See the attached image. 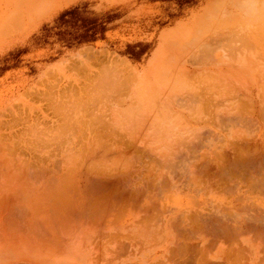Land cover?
I'll return each mask as SVG.
<instances>
[{
  "label": "crops",
  "instance_id": "crops-1",
  "mask_svg": "<svg viewBox=\"0 0 264 264\" xmlns=\"http://www.w3.org/2000/svg\"><path fill=\"white\" fill-rule=\"evenodd\" d=\"M45 1L47 2V4ZM79 1L80 0H59L58 4L55 5L52 8V10L54 12V11H57L59 9L60 10H66V9L74 8L76 6L77 2H79ZM210 2H212V3L210 4ZM222 2H223L222 0L221 1L220 0H206L203 3V5L201 6V8L197 12H194V14L191 18H188L185 22H182V23L177 22L175 25H173L169 28V30L172 31L175 28L181 26L180 29L177 30V32H176L177 37L181 36L185 29L192 27V26H201L202 33H201V36L199 38L192 41L189 49H187V51L184 53V55L180 56L179 54H176V56L182 58L183 61H180L174 67L169 66L166 68L162 65V61H161L159 68L153 69L154 76L158 73L162 74V78L158 79V83L159 82L161 84L163 82L165 84L168 83L170 87L167 91L164 90L166 92V98L158 100L155 103L156 106L154 107L155 108V113H154V117H155L154 123L155 124H154V126L156 127L155 128L156 132L152 131V133H154L153 144L154 143L156 144L154 147L155 152H159L160 154L170 155V156H172L173 154L178 155L179 153H181V154L185 153L184 154L185 157L183 158V164L185 167L186 166H192L195 164L204 165L206 162H207V164L215 162V163H213L214 165H216L217 163H218L217 165L223 164L222 166L224 168L222 169L223 173L221 174V176L220 175H219L220 177L214 176L215 179H212V176L209 175L210 172L203 170L201 173L206 172V173L202 174L204 177H202V175L200 173V175L198 177H193L192 180H190V178H189L192 175H189V174H186V176L184 178H175L174 180L177 179L175 181V183L177 184V188H178L176 193L170 192L168 190H167L168 192H166V191H164L165 189L163 190V188H161V187L160 188H161L162 192L160 191V189L155 190L153 198H154V200L156 199L155 201L158 203H156L155 201H153V202H155L158 205V207L154 203L155 206L153 207V209H154L153 210V216H155V213H156L157 218H156V216H155L156 219L154 218L155 219L154 224L155 223L156 224H155V227L153 224L152 227H148V229L146 230V231H149L148 234L152 233V235H150V236L144 235L147 232L144 230V227L143 228L141 227V242H142L141 243V257H137L138 254H136V253L133 254L129 250V242H128V246L126 244L128 240L126 241V243L124 242V240L129 239V237H127V236H129L130 233H134V232H131V229H129V228H118V227H115L113 225V220H112V219H114L113 218L114 217L113 211L111 209L103 206L104 202L103 201L101 202L99 200V198H101L103 196H101V195L97 196V194L91 195L90 193H89L90 195L89 194L85 195V193H83L82 196H84L86 198H90L92 200L94 199L93 201H95V203L96 202L101 203V207H100V204L96 203L97 205H95V208L93 209V211L90 210L92 212H94V210H95V212H94L95 214L91 212V214H93V215H91V214L87 215V213H86V215H85L86 217L85 216H82V217L78 216L79 217L78 218L77 215L71 216V214H69V212H67V209H64L66 214H64L65 212L63 209H62L63 211L61 209H60V211L55 209L56 210V212H55V210L54 209L52 210V208L50 207L51 210H48L49 209L48 206L51 204V200L49 199L51 196L49 194V191L47 190L49 188L45 186L44 181L42 183H40L41 181L39 182L38 180H37V182H39L40 185H38V187H34L36 179L31 178V179L26 181V182H28V184H26V186H28L29 189H31L32 191H35V193L33 196H31L27 200L28 207L25 205L26 210H24V211L20 210V212H22V213L18 212L19 210H16L19 214L16 213V211L14 210L15 215L14 216L12 215L13 218L15 219L16 214H18L16 216V220L20 219L21 222L19 220H17L16 221V222H18L17 225L21 224L22 220H23V225L25 227L23 226L24 227L23 228L22 225L17 226L18 228L16 227L17 229L14 230V232L12 234L15 236V237L14 236L13 237L16 240H14L12 238L11 244H9L8 246H1L0 247V264H10V263H12V264H26L29 262H31L32 264H92V263L95 264L97 261H98L97 264H108V263L109 264H129L130 261H131L130 263H132V262L140 263L141 262V264H157L158 261H160L161 264H178V262H180L182 264H184V263L185 264H194L195 262L202 263V264H206V263L207 264H216L217 262H218V264L219 263L222 264V262H224V264H228L226 261L227 259L234 260L233 264H236V263L240 264L239 259L241 258L242 254L240 256L239 253H242V252L240 251V249H237V248L239 246H241L240 248H245V249H250V250L255 249L256 241H252V240H254V238H251L252 237L251 235H253L254 232L255 233L257 232V230L255 228L257 226H255V225L257 224L258 219L264 218V215L260 214L259 208H258L257 204L255 203V201L256 202L257 201H263L264 202V195H263L264 192L260 191V190H264L263 189L264 183L260 184L258 178L252 176V174H251L252 171H250V170H252V157H250V156H251V153H253V150L255 149L252 146H256V144L263 145L261 143H264V139H263V137H264V133H263L264 132V124H263L264 123V119H263L264 117L263 116L264 115L262 116L263 113H260L261 116L263 117L260 119L261 116L259 114V112H263V108H264V0H258L257 1V3L255 4V6L253 8V17H251L249 19H245V20L244 19H235V20H231V21H227V22L223 21L221 23L215 24L214 22H209L208 19H206L205 22L203 19H201V21H200L195 16L198 12H200L203 9V6L207 7L208 9L225 8L223 5H220V4H222ZM25 3H26V5H24ZM49 3H50V0H43V2H42V0H0V26L13 25V26L34 27L31 30H35V28H37L39 26H44L46 23L49 22V19H50ZM18 9H20L21 11L18 12L19 11ZM22 34H25V33L23 32ZM229 36H231V38H233V40L236 39V41H238L240 39V43L237 44V43H235V41H233L234 44L231 46L228 45V47H227V45L225 46V44L220 43L223 39H225ZM17 39H15V40H17ZM216 42L218 43L217 44L218 46L210 49V47H212V45L215 44ZM159 49H160V53H162L161 52V39H160ZM189 62H191V65ZM190 66H194V68H192V67L189 68ZM175 75H176V77H175ZM181 80H183V81H181ZM172 82H173V84H172ZM199 85H201V88L202 87H205V88H202L200 90ZM202 94L203 95L206 94L204 96L206 98L209 95H211L210 97L212 99L210 100V102L213 104V108L211 107V105L208 108H212L211 112L215 116L211 115V112L209 111L210 109L207 110L208 108H204L202 106L203 104H208V103L210 104V102L203 103L202 100H205L206 98L204 99ZM201 95H202V97H201ZM236 95L238 96V99H237ZM192 96H193V98L196 97L194 100L195 102H193V99H191ZM208 98L206 101H208ZM200 99H202L201 100L202 104L199 101ZM240 99L242 101L247 100V102H246L247 106H245V109H247L248 114L251 113L252 115L251 114L248 115L246 113V111H244L243 114L241 113V111L244 110L243 109V107H244L243 103L245 101L244 102L241 101L243 104L242 105L243 107L242 106L240 107V105L238 106ZM215 100H218L216 105H214ZM174 102H178V103L174 104ZM220 102H221V104H220ZM249 104L251 105V107H249ZM201 106H202V108H201ZM238 107H239V110H241L240 113L242 115H240V113H238L239 110H237L238 114H236L235 110L238 109ZM246 107H248V108H246ZM240 108H242V109H240ZM258 108H260L259 111H258ZM203 109H206L207 112L209 111L210 114L209 113L204 114L205 112L202 113L201 110H203ZM218 112L219 113H225L227 117L229 115L231 117L234 116L233 118L237 119L239 122L236 123L237 121L232 119V123L234 125H236L237 129L239 126V131L235 132L237 129L234 127V125L231 124V120L228 121L229 119H231V117L227 118L225 116V114H222V116L217 115V114H219ZM208 114L211 115L210 117L208 116L209 119L206 116ZM235 114L237 116L239 115L238 118L240 117L242 120L240 118L238 119ZM257 114H258L259 119L256 117ZM137 116H140V115H137ZM142 116H144V117L141 120H143L144 123H147L148 124L147 127H149L150 126L149 123L151 120L150 116L148 114H141V117ZM212 116H214L213 117L214 122H216V123H219L222 120L221 117L226 118V119L222 120L223 124L220 122L221 125H219L217 127H216V124L214 126H211V127L210 126L206 127L204 120L206 119V121L209 122L210 119L212 120ZM243 117H246V118L243 119ZM96 118L93 119V121L98 119V118L97 119ZM248 118H250V119H248ZM252 118H253V121L251 122ZM217 119L220 121H217ZM225 120L231 126L225 125V124H227V122ZM240 120L242 121V123ZM244 120L248 121V123L246 122L247 124H245ZM200 121H201V124H200ZM250 123H252L254 125H250ZM241 124L245 125V128L243 127L244 129L242 128L243 125H241ZM224 125H225L226 129H225ZM247 125H249L248 126L249 128L247 127ZM232 126L234 127V129ZM218 127H220V128H218ZM203 128L204 129L206 128L207 131L208 130L212 131V133L209 134L210 136L206 133L204 134ZM246 128H248V129H246ZM230 129H232V130H230ZM170 130H171V132H169ZM233 130H235V131H233ZM251 130H253V131H251ZM201 131H202V133H201L202 137H201V135H199ZM197 133H199V134L197 135ZM205 135H207V136H205ZM196 136L197 137L200 136V137L197 139ZM241 136H243L245 138L244 139H243V137L240 138ZM233 137H234V140H237L241 143L239 144V142H238V144L236 146L237 141L234 142ZM242 139L244 140L243 143H247V145L244 144V145H242V147H239V146H241V144H243ZM245 139H246V142H245ZM196 140H199V142ZM218 140L219 141L223 140V142L220 141L221 142L220 143ZM181 142L182 143L184 142L182 144L183 147L181 146ZM186 142H187V145L190 147L185 145ZM195 142H197L198 145ZM229 142L230 143L234 142V144H230ZM255 142H257V143H255ZM253 143H255V144H253ZM193 144H195V145L193 146ZM251 144H252V146H251ZM191 145H192V148H191ZM204 145H205V147H203ZM218 145H219V147H218ZM230 145L231 146L234 145V147L235 146L236 147L233 148V146H232V149H231ZM259 145H257L256 147H258ZM134 146H135V144H134ZM195 146H196V148H195ZM199 146H200V148H199ZM250 146L252 148H248ZM179 147L182 148L181 149L182 152L179 151L176 153V149L180 150ZM187 147H188V149L191 148L192 150H194V149L195 150L194 151L191 150L192 151V153H191L190 150H189L190 152L188 151ZM237 147H238V149L241 148L242 150L240 149L241 150L240 151V150L236 149ZM228 148H229V150H227ZM185 149H187V150H185ZM200 149H202V150H200ZM212 150L214 151L213 153H212ZM224 150H225V152H224ZM235 150H237V151H235ZM249 150H251V151H249ZM93 151L94 150L92 149L91 153H95V160H93V161H97L99 157L103 156L98 152V150H95V152H93ZM244 151L247 153H245ZM188 152L191 153L190 155L192 157L189 155ZM227 152H229V153H227ZM233 152L236 154H233ZM238 152H240V153L242 152V153L239 154ZM193 153H198L199 156H198V154H193ZM205 153L208 154L209 156L204 155ZM237 153L240 155V157H237V156H239ZM97 154H98V156H97ZM200 154L201 155L203 154L202 157ZM220 154L222 156H220ZM223 154H225V155L223 156ZM227 154H229V156ZM218 155L220 156V158L217 157ZM187 156H189V157H187ZM214 156H216V157H214ZM247 156H248V158H247ZM225 157H227V159H225ZM185 158H189V159L186 160ZM205 158L208 160L206 161ZM235 158L238 161V163H235V162L233 163V160L235 161ZM196 159H198L197 162H196ZM204 159L206 162L204 161ZM228 159L229 160L231 159L230 160L231 163ZM238 159H240V160H238ZM248 160H250V161L247 162ZM173 161H174V158L173 159L171 158V160L169 161L171 163V165L173 164ZM200 162H203V163L200 164ZM221 162H223V163H221ZM225 162H226V164L228 162V164L230 165L229 167L232 168V170L229 167H227L228 164L227 165L224 164ZM244 162H246L245 165L247 164L246 165L247 167L242 166L244 164ZM95 163H93V164H95ZM102 163L103 162H101L100 164H102ZM207 164H205V165H207ZM176 165H178V164H176ZM232 165H233V167H232ZM93 166H95V167H93ZM91 167H93V171H96V172H97V170L99 171L102 168V166L99 165V163H96L95 165H91ZM227 168L229 170H227ZM245 168H246V170H245ZM247 168H249V169H247ZM240 170H242L243 172ZM237 171H239V172H237ZM247 171H249L250 173ZM225 173L227 174V176ZM234 173H236L237 175H234ZM229 174H231V175H229ZM239 174L241 175V177H239L240 176ZM248 174H249L250 178L247 177ZM231 176L232 177L235 176V177L232 178ZM217 177L220 180H222V178L224 179L222 181L223 182L222 186H219L221 184V181L216 179ZM226 177H228V178L226 179ZM230 177H231V179L229 180ZM235 178L237 180L240 179L241 181L236 182L237 180ZM200 179H201V181H199ZM249 179H250V181H248ZM215 180H217V182L218 181H220V182L217 183ZM231 180H232V182H230ZM252 180H254V181L257 180V182L259 184H257V182H256L255 184H252V186H254V187L256 186L257 189L259 188L260 192H258L257 189H256V191H254L255 188L251 187ZM225 181H226V184H228L227 187H225L226 186ZM234 181L236 182V186H234L235 185ZM196 182H198V183H196ZM212 182H214V184ZM249 182H251V183H249ZM216 183H217V185L218 184L219 185L218 186L215 185ZM73 184L76 186L77 185L76 181L74 183H71V185H73ZM196 184L197 185L199 184L198 187H196L197 186ZM247 184H248V186H247ZM229 186H232V187H229ZM205 187H207L208 189ZM216 187H218V188H216ZM242 187H244V188H242ZM248 187H250L251 189ZM182 188H183V190H182ZM213 188L215 190H211ZM249 189H250V191H248ZM63 190H64V188H63ZM205 191H207V192L205 193ZM221 191L223 192V194ZM224 191H226V192H224ZM251 191H253V193ZM46 192H48V193H46ZM156 192L158 193L157 196H155ZM163 192L165 193V195L163 194ZM246 192H249V193H246ZM254 192H258L259 194L254 193ZM39 193L42 194L41 197H39L40 196ZM64 193H65V191H64ZM195 194L197 195V198H196ZM204 194H206V195H204ZM252 194L253 195L255 194V195L253 196ZM46 195H48V196H46ZM75 195L74 194L68 195L69 200H71L70 203L71 202L76 203L78 198ZM82 196H79V197L81 198ZM164 196H165V198H164ZM167 196H169V197H167ZM189 196L192 199L195 197L196 200L194 198L192 200V203H190L191 199ZM226 196H227V199H226ZM228 196H230V197H228ZM237 196L239 197V199L243 203H238V202H240V200L238 198H237L238 202H236L237 200L234 201V199H236L234 197H237ZM250 196H252L253 198L254 197L256 198L257 196H259V197H257V199L258 198H260V199H258V200H256L255 198L252 199V197H250ZM19 197L21 199L23 198V202H25V204H26V199L24 198V195H19ZM46 197H48V198H46ZM156 197H158L159 199ZM43 198H45V199L43 200ZM95 198H96V200H95ZM160 198H161V201H160ZM157 199H158V201H157ZM231 199H233V200H231ZM48 200L50 203L48 202ZM193 201L196 204L200 203V201H202V202H201V205H199V204L195 205L193 203ZM162 204H163V206H162ZM207 205L209 207H207ZM221 205H222V208H221ZM238 205H239V207H238ZM240 205H242V206H240ZM250 205H251V207H250ZM213 206H215V207L213 208ZM246 206H248L249 209ZM155 207H157V210L160 213L155 212V210H156ZM36 208H37L38 214H37ZM204 208H206L207 210H205ZM220 208L223 210L222 213H221ZM225 208H226V210H225ZM244 208L247 209L246 211L248 212L247 213L248 216L245 214L246 212L243 211ZM96 209H97V211H96ZM194 209L196 210L195 213H194V211H195ZM240 209L242 212L240 211ZM162 210L164 211V213H162ZM190 210H191V212L194 213V214L192 213L193 215H198L201 217L203 216V219L206 218V219H204L205 223H206L207 219H209L208 221H210V222L207 221L206 224L202 223L203 227H204V230H203L204 232L201 233V238L203 240V244H201L198 247L201 249H197L196 251H194V249L192 247H188V246L182 247V248L180 247V249H179V247L175 248V244L178 245L177 240L179 238L178 237L179 232L175 231L178 234V235H176V233L173 231L177 230L176 229L177 227L172 228V227H174L172 225V227L169 229L164 225L166 218L170 217V216L175 215L174 221H175L176 226H177V224L179 225L182 223V220H179L182 218V215H183V218L186 217L187 215H190L187 217L192 218L193 215L191 214ZM227 210H229L231 213L228 211L229 215L227 214V216H226L224 213H226ZM249 210H251V211L253 210V211L251 212ZM14 211L11 210L9 212L13 213ZM48 211L50 212V215H49ZM51 212L52 213L54 212L56 214V216H54L55 215L54 213H53L54 215L52 214V216H51ZM199 212H200V214H199ZM24 213L26 215L27 214L28 215L26 216ZM60 214H61V216H60ZM104 214H105V216H104ZM201 214H203V215H201ZM209 214H210V216H209ZM160 215H161V217H159ZM213 215H215L216 217L217 216L219 217V218L217 217L218 221L217 220L215 221L216 217ZM256 215H259L260 217L256 216ZM31 216H32V218H31ZM53 216H54V218L57 217L58 219L62 218V219H60L61 221H63V217H64L65 218V221L63 222L64 224L63 223L61 224L60 223L61 221L58 219H56V220L60 221V222H57L55 220L56 221V224H55L54 218H52V219L49 218V217H53ZM66 216H67V219H69V222L71 221L70 223L67 222L68 220L66 219ZM73 217L76 219H74ZM176 217H177V219H178L177 221H179V223L178 222L176 223ZM250 217H251V219L249 221ZM22 218H24V219H22ZM82 218H83L84 224H82L83 223ZM252 218H254L255 221ZM32 219L34 221L36 220L40 224L36 223V221L35 222L32 221ZM157 219H158V221H157ZM256 219H257V221H256ZM213 220H214V222L212 223L211 221H213ZM230 220H231V222H230ZM53 221H54V223H53ZM219 221L221 222V224ZM236 221L240 224H238ZM33 222H34V224H33ZM43 222H44V224H43ZM50 222H52V223H50ZM96 222L97 223L101 222L102 224L100 223L98 225ZM251 222H253L254 225L253 224L250 225L249 223H251ZM35 223H36V225H35ZM57 223L58 224L60 223L61 226H64V227H61L60 225L59 226L61 228L58 227ZM65 223H66V227H65ZM214 223H216V224H214ZM246 223H248V225ZM160 224H161V226H160ZM32 225H33V227L34 226H36V227L33 228ZM37 225H38V228H37ZM40 225L44 231L42 230V228L39 227ZM88 225H90V226H88ZM204 225L205 226L208 225V226L205 227ZM223 225L225 228H222ZM245 225H246V228H245ZM28 226L29 227L31 226V228H29ZM209 226L211 228H213L214 231H213V229L209 228ZM57 227L60 229H58ZM217 227H221V228L217 229ZM234 227H236L237 229L239 228V229L236 230V228H234ZM247 227H249V228H247ZM26 228H28L27 229L28 231L29 230L31 231L30 232L31 237L37 236L36 238H38V237L42 236V238H39L38 240L35 241L34 239H36V238L32 237V240H30V242H33V243H30L28 241V239H29L28 236H30V233L26 230ZM146 228L147 227H145V229ZM229 228H231V229L233 228L232 231L234 232V230H235V232L234 233L231 232L230 231L231 229H229ZM251 228H252V230H251ZM172 229H174V230H172ZM23 230H25L26 232ZM33 230H35L36 232ZM57 230H58V234L55 233V232H57ZM215 230H217V232ZM143 231H144V233H143ZM249 231H250V233L252 232V234H250ZM45 232L47 234H45ZM114 232H115L116 236H117L116 233L120 234L121 236L123 235L122 237H125L124 235H127L126 236L127 238L125 237L124 239L119 238V237L116 238V236L114 237V235L113 236L111 235L112 239L116 238V240H118L117 241L118 243L115 242L116 244L123 243V245H122L123 248H122V246L120 247V245H118L119 247H117L115 245V243H113L114 241H116L115 239H114V241L109 240L110 236L109 237L106 236V234L109 235V234H112ZM189 232L190 233L187 232V235L189 234L188 235L189 237L190 236H192V237L198 236L196 233L194 235L193 230H190ZM225 232H228V233H225ZM26 233L29 235L27 236ZM34 233H35V235H34ZM39 233H41V235ZM97 233H98V236H96ZM59 234H60L61 239H59L60 238ZM234 234H235V238H234ZM104 235L107 238H105V239L101 238V240H100L99 237L102 236L104 238L105 237ZM26 236L28 237V239ZM152 236L155 239L152 240V238H150ZM211 237L212 238L214 237V238L210 239ZM221 237H223V239ZM236 237L238 239H236ZM229 238H230V240H229ZM233 238H234V240H233ZM106 239H108L110 241V244L108 243L109 241L107 242L108 245L112 244L111 247L109 246L110 248L107 247V244H106L107 240ZM235 239H236V241H235ZM92 240H93V242H91ZM103 240H105V241H103ZM216 240H218V241H216ZM46 241H50V242H48L50 244H48ZM96 241H99V243ZM152 241L153 242L155 241V243L153 244ZM208 241L210 242V244ZM103 242H104V244H103ZM235 242H238L239 246L237 245L238 243H235ZM44 243H46V244H44ZM91 243H92V245H90ZM230 243L232 246L230 245ZM95 244H97L98 247L97 246L95 247L94 246ZM124 244L127 247V249H125L126 247L124 246ZM211 244H214V245H211ZM227 244H229V246ZM180 245H182V244H179L178 246H180ZM52 246H54V247L56 246L55 248H57V249H54V247H52ZM114 246H115V248L117 247V249H115ZM209 246H212V247H209ZM230 246H231V249H229ZM94 247H95V249L97 248L98 250L97 249L94 250ZM155 247H157V248H155ZM118 248H119V250H122V249L125 250L124 254L122 253V252H124V250L121 251V253H122L121 257H118V255L113 252V250L117 251ZM177 248H178V250H177ZM186 248H188V249L186 250ZM213 248H215V249H213ZM155 249H160L161 251H163V254H160L158 252H154ZM169 249H174V253L177 251H178V253L172 254V256L170 258L171 260H169V261L167 260V263H164L163 260L169 259L168 256H169V254H171V253H169ZM182 249H183V251H182ZM225 249H226V252L228 251L227 252L228 254L224 253ZM210 250H212V251H210ZM193 251H194V253H193ZM201 251L206 252V254L205 253L203 254V252H201ZM234 251H237L238 254H237V252H234ZM111 252H113V253H111ZM170 252H171V250H170ZM172 253H173V251H172ZM184 253H185V255H183ZM198 253H200V254H198ZM229 253L230 254L234 253L235 256L231 254V256L233 257V258H231L229 256L230 255ZM110 254H112V256ZM114 254L117 255V257H115L112 260L111 257H114ZM119 254H120V252H119ZM176 254L181 255V257L176 255ZM202 254H203V256H201ZM224 254H225V257H224ZM108 255L111 256L110 257L111 261H108V263H107V260H108L107 258L109 257ZM175 255H176V258H175ZM95 256L98 257V258L96 257V261L94 260ZM177 256H178V259H177ZM195 256H197V257H195ZM199 256L201 257V260H200ZM227 256H228V258H227ZM237 256H238V258H237ZM179 257H180V261H179ZM203 257L204 258L206 257V258L203 260ZM91 258H93V259L91 260ZM186 258L189 261L185 260ZM195 258H197V259H195ZM101 259H102V261H100ZM175 259L178 260V262ZM183 259L185 261H183ZM237 259H238V261H237ZM204 261L205 262L207 261V262L205 263ZM104 262H106V263H104ZM160 262H158V263H160ZM190 262H194V263H190Z\"/></svg>",
  "mask_w": 264,
  "mask_h": 264
},
{
  "label": "rangeland",
  "instance_id": "rangeland-1",
  "mask_svg": "<svg viewBox=\"0 0 264 264\" xmlns=\"http://www.w3.org/2000/svg\"><path fill=\"white\" fill-rule=\"evenodd\" d=\"M56 1L57 0H50L49 3L50 19L49 22L46 23L44 26H39L35 28V30H31L34 27L13 26V25L0 26V120L2 121V122L0 121V124H3L4 126V122H5V126H6L7 122L9 123L10 120L11 123L13 124L11 126H14L12 129V131H14L13 133L14 135L15 134L18 135L20 133L22 134V132H24L23 134H26L24 129L25 130L27 129L26 132H28L26 136L20 137L19 138L20 140H17L15 138L14 140H10L9 144L10 146L15 147V149L18 148L24 149L26 147L24 146L25 138L26 140L35 138L37 142L41 140V143H43L46 138L47 139L50 138L48 136H52L51 138L53 142H51V138H50V141L48 140V142H44L46 144L43 143L44 146H47V149L44 146L43 149L41 147V145L43 144L40 145V142L38 143L36 142L37 147L34 148V154L36 156L35 155L32 156L33 157L35 156L37 158H39L38 156H40L46 165H53L54 163L55 165H58L59 162H62V165H66V167L72 168V171L76 173V176L79 173V169H78L79 167L84 165H85L84 167H88L90 166L89 164L93 163L92 160L95 159V153L91 154L90 151L92 149L94 150L96 149L98 150V152H100L103 155L102 157H99L97 160L99 161L98 162L99 165L103 160V164L101 165L105 164L106 166L109 165L111 167H117L119 171L123 172L124 175L123 181L129 182L130 180V184L128 182L126 183L122 182L124 183L123 184L124 189H126V191L129 192V194L131 193L130 196L128 195L129 201L127 202V206L125 208L128 210L130 209L134 210L136 206L141 207V204H143L144 200H146V207L151 212L152 211L151 208L154 207L153 206L154 202H152L153 200L149 201L148 197H150L151 193L154 192L153 187H156V189H158L159 182L163 183L164 180L165 181L167 180L169 182V179L159 178L158 173L160 172L159 171L160 169L155 168L151 170V172L153 171V173L151 172L150 173L153 176L155 175L154 177L148 172L150 171V167L151 168L155 167L149 164L150 159L149 162L147 161L148 160L147 157H149L148 155H150L151 153L152 165L153 163H155L153 161H156L158 159H160L158 161L161 163V165H167L168 163H169L168 165H171V163L169 162L170 159L178 158L177 160L174 159L173 161L174 165H172V168L177 171L175 172L172 169L173 171H170L171 174H169V177L173 175L172 173H174L173 175L174 178H177L178 176H180L181 178V176L183 175L185 177L186 167H184V165L183 167L181 166V164H183L182 163L183 160L181 159L184 158L183 157L184 155L181 156L182 154L180 153L178 155L173 154L172 156H170V155L160 154L159 152H155L154 147L156 144L155 143L153 144V136H151L152 131L147 127L148 124L144 123V121L141 120L144 116L141 117L137 115H141L140 111L142 110L144 114H148L150 116V119H153L155 109L152 106L153 101L152 100L150 101V99L155 97L157 98V100H159V98L163 97L164 90H161V85H163L164 82L162 84L160 82L158 83V79L162 78V74L158 73L154 76L153 69L159 68L161 61H162V65L165 68L169 66L174 67L180 61H183V59L177 57L176 54H179L180 56L184 55L187 49H189L192 41L199 38L202 33L201 26H192L185 29L183 31V34L177 37L176 32L177 30L180 29L181 26L175 28L172 31H170L169 28L175 25L177 22L182 23L185 22L188 18H191L194 12H197L206 0H80L79 2H77L74 8H70L66 10L59 9L53 12L52 8L58 4L59 0L57 2ZM222 1L223 2L220 5H223L225 8L208 9L207 7L203 6V9L200 12H198L195 16L200 21L201 19H203L205 22L206 19H208L209 22H214L215 24L221 23L223 21L227 22L235 19H246L245 17L249 19L253 17V8L258 0H222ZM211 3L212 2H210V4ZM24 5H26V3ZM18 10H19L18 12L21 11L20 9ZM23 32L25 34H22ZM160 39H161L162 53H160V49H159ZM233 41H235V43L237 44L240 43V39L236 41V39L233 40L231 36L223 39L220 43L225 44V46L227 45L228 47V45L231 46L234 44ZM217 44H218L217 42L213 44L212 47H210V49L218 46ZM189 63L191 65V62ZM194 66H190L189 68L191 67L194 68ZM103 76H105L106 78H103ZM97 77H100L98 78L99 81H97L98 80ZM104 79L106 81V85H104L105 84L104 83L105 81L103 82ZM129 79L130 81L131 80L132 81L130 82ZM109 81L111 82L109 83ZM99 83H101V85L104 83L103 84L104 87L105 86L106 87L109 86V87L107 88L105 87L106 89H104L103 87L100 88ZM120 83L122 85H120ZM127 83H131V85L130 84L128 85ZM93 86H97V89L96 87ZM120 86L123 88H121ZM199 86H200V90L202 88H205V87L201 88V85ZM91 87H93L92 90H90ZM138 87L140 88L141 91L138 90ZM150 87H152L153 89H151L148 92H143L149 89ZM87 89L88 92L86 93ZM102 89H104V91L106 90L108 91L104 92ZM168 89L169 88H166V91ZM70 90H72L73 92L72 91L70 92ZM93 90L96 91L93 92ZM97 90L98 92L99 91L100 92L97 93ZM67 91L69 92L64 93ZM40 93L43 96H40ZM44 95H46L47 97L46 96L44 97ZM104 95L106 96L104 97ZM63 96L66 99L63 98ZM73 96H76V100L75 98H73ZM110 96H113V98ZM42 97H44L43 98L44 100L47 98L48 100L42 101ZM58 97L64 103L67 102L65 103V105L68 104L67 108L65 106L64 110L61 111L62 113L65 111V109L66 112L67 109L69 112V108L71 109L70 106H73L74 104L76 105L78 104L79 106V103H81L80 105H82V102H84L83 105L85 109H83L84 112L82 113L83 118L80 113L83 110L82 109H80V111L78 110L80 106L78 107L75 105V108L77 107L76 109L73 108L74 106L72 107L73 110H75L76 112L77 118L75 117V114L73 115V117H75V120H79V123L81 121L78 128L74 127L79 124L77 123L78 121L77 122L75 121V125H72L73 123H71V121L74 122V119H72L71 121L65 119L68 123H70V125L69 124L67 125L66 121L64 120V118H69V119L73 118L71 117L73 114L71 110L69 112V115L71 116L67 115L68 113H66L65 115L67 116L64 117L63 119H60V117L62 118L64 116V114L61 115L62 113H60V111H58L60 114L59 118H58L59 114L56 113L57 116L55 115V112H57L55 111L56 109L54 110L55 111L54 112L50 106H51L52 98L53 100H57ZM91 97H93L92 101L90 100ZM82 98H84V100ZM111 98L115 102H117V100L120 101L121 99V102L123 103L119 105L118 104L119 101L118 103H115L112 101ZM49 99L51 102L49 101ZM72 100L74 104L72 103ZM68 102L71 103L70 106ZM177 103L178 102H174V104ZM83 105L80 108H83ZM107 105L110 108H106ZM91 106L94 108H91ZM139 108L140 110L137 111L140 112V114L139 113L137 114L136 113L137 111L135 110ZM97 109H99V112L102 110L101 113L97 112L98 111ZM85 111L87 113H85ZM89 112L90 113L94 112L93 113L94 117L92 114H89L88 116ZM84 113L87 114L85 115L86 117L84 116ZM97 115L98 118L100 117L99 120L92 121L93 119H95ZM79 116H81L82 120L79 118ZM110 116L111 119H113L111 120L113 122L108 121ZM19 117L21 121L19 120ZM25 118L26 119L33 118V119L32 121L30 120L27 123L22 124L23 121H26ZM56 118L60 119L58 121H60L61 124L63 121H65L64 126L63 124L62 125L59 124L58 121H57L58 122L57 125ZM88 118H90V120ZM11 119L12 120L18 119L20 121L19 123L20 125L15 126L16 121L13 120L15 121L13 122ZM43 120L45 121L44 123ZM205 121L206 119L204 120L206 127L208 126L211 127L214 126L215 124L213 122L210 123ZM11 123H9V125ZM42 124L47 127V130L45 129L46 128L45 126H42ZM47 124L50 125V128L49 125ZM51 124H53L54 126L53 125L51 126ZM3 126L2 129L0 130V135L2 133L5 137V134L7 136V133L9 131L5 129L6 127ZM61 127H63L62 130H60ZM65 127H68V130L72 127L76 128L74 131L76 132L79 131V133L77 134L78 139L76 138L74 140L76 134L73 135L71 130L66 131L67 128ZM142 127L144 128L142 129ZM48 128L49 130L52 131L50 132V134L48 132L49 131ZM106 128L107 130H105ZM22 129L23 131L19 133V131ZM43 130H44V134H43ZM40 131L43 134L42 136L41 134H39ZM58 131L59 133L61 131L60 135L62 139L59 137L60 135L58 136L57 134ZM116 133L119 135H117ZM54 134L55 135L57 134L58 137L54 136ZM34 136L36 137L39 136L40 138L39 137L37 138H39L40 140H38ZM53 137L54 138L57 137L56 139L57 142L54 140ZM63 139L65 140V142ZM71 140H73L74 142L72 145L68 143V141L70 142ZM15 141L16 144L18 143L17 144L18 146L16 144H15L16 146L13 145ZM119 141H121L122 143H120ZM118 142L120 146H118ZM48 143H50L51 146L47 145ZM114 143L119 147V149L117 146L114 145ZM122 144L125 147H122ZM134 144L135 147L138 145L137 150H135L137 147L135 148ZM140 145L142 146L141 148L139 147ZM263 145L262 146L260 145L262 148L260 146L259 147L261 148V150H263L262 152L264 153ZM147 147L149 148V152L147 151L148 150ZM65 149L69 150L70 152L60 155L59 151L61 150L63 151ZM179 149L181 150L182 148L179 147ZM36 150L41 152L38 153V151ZM35 151L37 153H35ZM55 154L57 156H55ZM155 154L156 155L159 154L158 156L160 157H155ZM48 155H50L51 157ZM152 155H154V157ZM45 157L47 159H45ZM115 157H117L118 160ZM164 157L165 160H162L164 159ZM154 158H156V160ZM41 159L39 158L40 160L39 165H45L43 164ZM115 159L117 161H115ZM56 160L57 162L58 161L59 162L57 163ZM143 161H145V163L148 164L147 168H146V164L144 165ZM158 161H156L157 165L155 163L156 166L160 164L158 163ZM163 162L164 163L166 162L167 164L166 163L164 164ZM262 162H263L262 165H264V159ZM74 163L76 165L78 163L79 166L78 165L76 166ZM135 167L138 169L136 170ZM131 168L132 169L135 168V169L132 170ZM69 170L71 171V169ZM155 170L156 172L158 171L157 174ZM67 172L68 169L66 170V172L63 171L62 173L66 174ZM168 172H169L168 169L163 170V173L165 175H167ZM175 173H178V175L177 174L175 175ZM128 174L130 175V177L127 176ZM142 175H146V177H143ZM148 175H150V177H148ZM135 177L136 178L138 177L139 182ZM146 180L147 182L151 181L149 182V186L147 185V182H145ZM75 181L77 180L74 179L71 180L72 183H74ZM24 183L25 185L28 184V182H24ZM146 185L148 189L146 188ZM135 188L136 190L133 191ZM129 189H131V192ZM136 191H138L137 194ZM139 191L141 194H142L141 191L145 192L143 193L144 195L142 194L143 197L139 196L140 195ZM131 195L133 196L132 197L133 199L131 198ZM257 202L255 203L259 208V212H261L262 211L261 209H264L263 208L264 203L262 205L261 202L263 201L261 202L257 201ZM151 205L153 207H151ZM137 220L138 222L141 223V219L139 218L134 221V224L138 223ZM263 225H264V218H260V220L258 219L257 227L260 229H258L257 227L255 228H257V232L259 234L255 237L253 236L256 233L251 235L255 240L256 237L257 240H260L259 237H262L261 240L262 244L257 245V240H256L255 249L250 250L244 248V252L242 250L243 254L240 259L241 264H245V263L263 264L264 262V253H263L264 226ZM262 227L263 230L261 229ZM139 231H141L140 225L135 227L134 229H131V232L134 233H130L129 235L132 237V238L130 237L129 238L130 240H128L129 244L135 245L137 242L141 243V235L138 233ZM126 240H124L125 243ZM106 244L107 247L112 246V245H108V243ZM129 250L133 254L134 253L138 254L137 257H141V253L138 251V248L130 247ZM154 252L163 254V251H161L160 249H155ZM260 257H262L263 260L260 259ZM230 261L233 264L232 260L227 259L228 264H230ZM130 262L129 264H141V262L140 263L138 262L130 263ZM163 262L167 263L166 259H164Z\"/></svg>",
  "mask_w": 264,
  "mask_h": 264
},
{
  "label": "bare ground",
  "instance_id": "bare-ground-1",
  "mask_svg": "<svg viewBox=\"0 0 264 264\" xmlns=\"http://www.w3.org/2000/svg\"><path fill=\"white\" fill-rule=\"evenodd\" d=\"M42 2H43V0H42ZM46 2V1H45ZM45 4V3H44ZM46 4H47V2H46ZM245 14V13H244ZM243 15V14H242ZM248 15V14H247ZM239 16V15H238ZM246 16V15H245ZM246 19H247V17H245ZM245 20V19H244ZM243 21V20H242ZM241 21V22H242ZM243 23V22H242ZM252 23V22H251ZM254 73V72H253ZM252 73V74H253ZM98 78H100V77H97V79ZM103 78H106L105 76H103ZM111 78V77H110ZM97 81H99V79L97 80ZM101 81V80H100ZM105 81V79L103 80V82ZM124 81V80H123ZM129 81H130V79H129ZM132 81V80H131ZM130 81V82H131ZM102 82V81H101ZM111 81H109V83H110ZM105 83V84H104ZM103 84L104 85H106V81L104 82ZM107 83H108V81H107ZM100 85H99V87L100 88H104V89H106L107 87H109V86H105L104 87V85L102 86L101 85V83H99ZM128 85L130 84L131 85V83H127ZM126 84V85H127ZM96 85H98V84H96ZM111 85V84H110ZM116 85V84H115ZM120 85H122L121 83H120ZM93 87H96V89H97V86H93ZM93 87H91L90 88V90H92L93 89ZM98 87V88H99ZM111 87V86H110ZM121 87V86H120ZM129 87V86H128ZM121 88H123V87H121ZM157 88H159V87H157ZM166 88H169V84L167 83V84H163V85H161V90H166ZM69 89V88H68ZM104 89H102L103 91H104ZM115 89V88H114ZM119 89V88H118ZM151 89H153L152 87H150L149 89H147V90H145V91H143V92H148V91H150ZM62 90V89H61ZM60 90V91H61ZM67 90V89H66ZM99 90V89H98ZM98 90H97V93H99L98 92ZM101 90V91H102ZM113 90V89H112ZM138 90H140V88L138 87ZM213 90V89H212ZM72 90H70V92H71ZM94 91H96V90H93V92ZM106 91H108V90H106ZM106 91H104V92H106ZM117 91V90H116ZM126 91V90H125ZM141 91V90H140ZM69 91H67V92H64V93H68ZM73 92V91H72ZM88 92V89L86 90V93ZM103 92V93H104ZM158 92V91H157ZM215 92V91H214ZM74 93H75V91H74ZM85 93V94H86ZM96 93V94H97ZM118 93H120V92H118ZM73 94V93H72ZM94 94V93H93ZM112 94V93H111ZM121 94H122V92H121ZM200 94V93H199ZM212 94V93H211ZM214 94V93H213ZM47 95V94H46ZM46 95H44V97L46 96ZM63 95V94H62ZM68 95V94H67ZM77 95V94H76ZM87 95V94H86ZM98 95H100V94H98ZM126 95V94H125ZM159 95V94H158ZM160 95H161V93H160ZM203 95V94H202ZM202 95H201V97H202ZM206 95V94H205ZM205 95H203V98L205 99L206 97H204ZM239 95V94H238ZM40 96H43V95H41V93H40ZM69 96V95H68ZM89 96H90V94H89ZM91 96H93V95H91ZM103 96V95H102ZM106 95H104V97H105ZM117 96V95H116ZM118 96H119V94H118ZM121 96V95H120ZM132 96V95H131ZM208 96V95H207ZM211 95H209L208 97L210 98H208V101H206L207 100V98L205 99V100H202V99H200L199 101L201 102V100L203 101V103H206V102H210V100L212 99L211 97H210ZM237 96V95H236ZM254 96V95H253ZM44 97H42V101H47L48 100V98L47 99H43ZM47 97V96H46ZM49 97V96H48ZM65 97H66V95H65ZM64 96H63V98H65ZM82 97V96H81ZM110 97H112L113 98V96H110ZM50 98V97H49ZM59 98V97H58ZM57 98V100H53V98H52V102L50 101V99H49V101L51 102V108H52V110L54 111L55 109V111H57V112H55V115H56V113L57 114H59V112L58 111H60V113H62L61 111H63L64 110V107L66 106V108H67V106H68V104H66L65 105V103H67V102H63L60 98L58 99ZM68 98V97H67ZM73 98H75V100H76V96H73ZM103 98V97H102ZM109 98V97H108ZM111 98V99H112ZM115 98V97H114ZM117 98V97H116ZM164 98H166V92L164 91L163 92V97L162 98H159V100H161V99H164ZM195 98L196 97H194L193 98V96L191 97V99H193V102H195L194 100H195ZM40 99H41V97H40ZM66 99V98H65ZM69 99V98H68ZM83 100H84V98H82ZM92 99H93V97H91V101H92ZM96 99H97V97H96ZM106 99V98H105ZM155 101H154V100ZM217 99V98H216ZM219 99V98H218ZM233 99V98H232ZM237 99H238V96H237ZM78 100H80V99H78ZM87 100V99H86ZM117 100V99H116ZM153 101V103H152V106H153V108L156 106L155 105V103H156V101H158L157 100V98H155V97H153V98H151L150 99V101ZM198 100V99H197ZM112 101H113V99H112ZM118 101L119 100H117V102H115V101H113V102H115V103H118ZM205 101V102H204ZM217 101L218 100H215V103H214V105H216V103H217ZM242 100L240 99V102H241ZM245 101V102H244ZM86 102V101H85ZM239 102V104H238V106L240 105V107L244 104V107H243V109L244 110H239V107H238V109H236L235 110V112H236V114H238V113H240V111H241V113L243 114L244 113V111H246V113H247V109H245V106H247V100H243L242 102H244L243 104H242V102L240 103ZM24 103V102H23ZM69 103V102H68ZM72 103H73V100H72ZM83 103L84 102H82V105H83ZM96 103H98V102H96ZM121 103H123V102H121V99H120V101H119V105L121 104ZM198 103V102H197ZM246 103V104H245ZM251 103V102H250ZM70 104L71 103H69V106H70ZM74 104V103H73ZM81 103H79V106L81 107L82 105H80ZM92 104V103H91ZM135 104V103H134ZM200 104V103H199ZM201 104H202V102H201ZM209 104V103H208ZM208 104H203L202 106L204 107V108H208L210 105H211V107L213 108V104L210 102V104L208 105ZM220 104H221V102H220ZM32 105V104H31ZM34 105V104H33ZM75 105L76 104H74L73 106H70L71 107V109L69 108V112H70V110H71V112H73V114H72V116L71 115H69V112H68V109H67V112H66V109H65V113L63 112L61 115H63L64 114V116L61 118L60 117V114L58 115V118L60 117V119H63L64 117H66L67 115H69V116H71V117H73V115L75 114V117H76V112H75V110H73V108H75ZM93 105H96V104H93ZM141 105V104H140ZM144 105V104H143ZM207 107H206V106ZM41 106V105H40ZM43 106V105H42ZM76 106H78V104L76 105ZM78 106V107H79ZM104 106H106V105H104ZM142 106V105H141ZM202 106H201V108H202ZM47 107V106H46ZM73 107V108H72ZM78 108V110L80 111V109H85V107H84V105H83V108ZM90 107V106H89ZM249 107H251V105L249 104ZM77 108V107H76ZM75 108V109H76ZM91 108H94V107H92L91 106ZM101 108V107H100ZM106 108H110V107H108V105H107V107ZM152 108V107H151ZM152 108V109H153ZM212 108H208L207 110H209L210 112H211V109ZM222 108V107H221ZM246 108H248V107H246ZM87 109H89V108H87ZM135 109V108H134ZM150 109V108H149ZM155 109V108H154ZM157 109V108H156ZM240 109H242V108H240ZM259 109L260 108H258V111H259ZM16 110V109H15ZM42 110V109H41ZM81 110V111H82ZM91 110V109H90ZM98 111L97 112H99V109H97ZM137 110H140V108L139 109H136L135 111H137ZM204 110V111H203ZM203 110H201L202 111V113H204V114H207V113H209V111L207 112V110L206 109H203ZM237 110H239V112L237 111ZM92 111V110H91ZM94 111H96V110H94ZM102 111V110H101ZM101 111L99 112V113H101ZM105 111V110H104ZM103 111V112H104ZM106 111H108V110H106ZM213 111V110H212ZM262 111V110H261ZM18 112V111H17ZM47 112V111H46ZM46 112H45V114H46ZM84 112V110L82 111V112H80L81 113V116L83 115L82 113ZM141 112V114L143 113L144 114V112L141 110L140 111ZM140 112H136L137 114L139 113L140 114ZM146 112V111H145ZM153 112H154V110H153ZM238 112V113H237ZM252 112V111H251ZM255 112V111H254ZM24 113H25V110H24ZM33 113H34V110H33ZM66 113H68L67 115H65ZM85 113H87L86 111H85ZM84 113V116L85 115H87V114H85ZM94 113V112H93ZM93 113H88V116H89V114H92L93 115ZM105 113V112H104ZM219 113V112H218ZM240 113V115H242ZM257 113V112H256ZM260 113H263L262 114V116L264 115V108H263V112H259V114ZM52 114V113H51ZM210 114V113H209ZM206 115L207 117L209 116H211V115H214V114H212V112H211V115ZM222 114H225V113H219V114H217V115H220V116H222ZM235 114V115H236ZM248 114V113H247ZM249 114H251V113H249ZM248 114V115H249ZM36 115V114H35ZM55 115H53V116H55ZM78 115V114H77ZM98 115H100V114H98ZM98 115L96 116L97 118H98ZM103 115V114H102ZM232 115V114H231ZM252 115V114H251ZM250 115V116H251ZM24 116H26V115H24ZM28 116V115H27ZM49 116V115H48ZM57 116V115H56ZM81 116H79V118L81 119ZM104 116V115H103ZM109 116V115H108ZM141 116V115H140ZM215 116V115H214ZM214 116H212V122L213 123H215L216 124V127L217 126H219V125H221L220 124V122L222 123V120H224V119H226V118H222L221 117V121L220 120H218L217 119V121H220L219 123H216V122H214ZM225 116H226V114H225ZM233 116V115H232ZM239 116V115H238ZM238 116L236 115V117L238 118ZM245 116V115H244ZM260 116H261V114H260ZM260 117V119L261 118H263V117ZM7 117V116H6ZM10 117V116H9ZM32 117V116H31ZM36 117V116H35ZM35 117H34V119H35ZM75 117H73V118H64V120L66 119V120H72V119H74V122L73 121H71V123H73L72 125H75V121L77 122V123H79V120H75ZM86 117V116H85ZM91 117V116H90ZM93 117H94V115H93ZM95 117V118H96ZM209 117H208V119H209ZM224 117V116H223ZM227 117V116H226ZM229 118L231 117L230 115L228 116ZM227 117V118H228ZM234 117V116H233ZM233 117H231V119H229L228 121H230L231 120V124L232 125H234L233 123H232V119L233 120H235V121H237L236 123H238L239 121L237 120V119H234ZM256 117L258 118V114L256 115ZM11 118V117H10ZM24 118V117H23ZM28 118V117H27ZM37 118V117H36ZM53 118V117H52ZM77 118V117H76ZM82 118H83V116H82ZM96 118V119H97ZM100 118V117H99ZM99 118L97 119V120H99ZM103 118V117H102ZM113 118V117H112ZM155 118V117H154ZM154 118L153 119H151L150 120V123H149V129L151 130V131H155V126H154ZM240 118V117H239ZM238 118V119H239ZM246 117H243V119H245ZM256 118V119H257ZM26 119V118H25ZM33 119V118H32ZM32 119H26V121H23L22 122V124L23 123H27L28 121H32ZM50 119V118H49ZM60 119H57L56 118V122L58 121V120H60ZM85 119V118H84ZM89 120H90V118H88ZM241 119V118H240ZM248 119H250V118H248ZM247 119V120H248ZM259 119V118H258ZM264 119V118H263ZM262 119V120H263ZM12 120V119H11ZM13 120H15V121H13ZM12 121L13 122H15L16 123V125L15 126H17V125H20L19 123H20V117H19V120L18 119H13ZM24 120V119H23ZM65 120V121H66ZM82 120V119H81ZM111 120H113V119H111V116H110V118H109V120L108 121H110V122H113V121H111ZM201 120V119H200ZM209 120V122L211 123V121ZM242 120V119H241ZM240 120V121H241ZM1 121V120H0ZM36 121H37V119H36ZM63 121V120H62ZM65 121H63L62 122V124H63V126H64V122ZM93 121V120H92ZM115 121V120H114ZM226 121V120H225ZM253 121V118L251 119V122ZM259 121V120H258ZM2 122V121H1ZM45 121L43 120V123H44ZM59 122V124H61V122L60 121H58ZM58 122H57V125H58ZM107 122V121H106ZM110 122H108V123H110ZM117 122V121H116ZM197 122V121H196ZM203 122V121H202ZM206 122H208V121H206ZM227 122V121H226ZM248 123V121H245L244 120V123L245 124H247ZM9 123H11V121L9 120ZM9 123L7 122V125H9ZM40 123H41V121H40ZM46 123H47V121H46ZM49 123V122H48ZM54 123V122H53ZM66 123H67V125L69 124L70 125V123H68L67 121H66ZM76 123V124H77ZM80 123H81V121H80ZM80 123L77 125V126H74V127H79V125H80ZM115 123V122H114ZM230 123V122H229ZM241 123H242V121H241ZM263 123V122H262ZM61 124V125H62ZM111 124H113V123H111ZM169 124V123H168ZM200 124H201V121H200ZM214 124V125H215ZM223 124V123H222ZM264 124V123H263ZM5 126V122H4V126H3V124H0V130L2 129V126L3 127H6L5 129H7L9 132L7 133V136H6V134H5V137H4V135L1 133V135H3V136H1L0 135V247L1 246H8L9 244H11V242H12V238L14 239V240H16L14 237V235H12L13 234V232H14V230H16L18 227L17 226H19V225H22V227L24 226L23 225V220H22V223L21 224H18L17 225V223L18 222H16L17 220H19L20 221V219H17L16 220V216L19 214L18 212H20V210L21 211H24V210H26V206L28 207V202H27V200L31 197V196H33L34 195V193H35V191H32L31 189H29V187L28 186H26L25 185V183L24 182H26L27 180H29V179H31V178H34V179H36V182H37V180L40 182V183H42L43 181L45 182V186L46 187H48L49 189H47L48 191H49V194H50V200H51V204L48 206L49 207V209L48 210H51L50 209V207L52 208V210L54 209H56V210H59L60 211V209L62 210H64V209H67V212H69V214H71V216L72 215H77V217L79 216H85L86 215V213H87V215H90L91 214V212L93 211V209L95 208V205H97V204H100V207H101V203H95V201H93L92 199H90V198H86V197H84V196H82V194L83 193H85V195H88L89 193L92 195V194H97V196L98 195H101V196H103V197H101V198H99V200L102 202H104L103 203V206H105V207H107V208H109V209H111L112 211H113V215H114V219H112L113 220V225L115 226V227H118V228H129V229H134L135 227H137V226H141L142 228L144 227V230L146 231L147 229H148V227H152L153 226V224H154V220L157 218V216H156V213H155V216H156V218H155V216H153V208H151V207H153V206H155V204L156 203H158V202H156L155 200H154V198H153V195H154V193H155V190H156V187H153L154 188V192L153 193H151V195H150V197H148L149 199V201H155L154 203L155 204H153V206L151 205V212H150V210L146 207V200H144V203L143 204H141V207L140 206H136V208L134 209V210H128V209H126L125 207L127 206V202L129 201V196H130V194H129V192H127L126 191V189H124V187H123V184L124 183H126V182H128V181H123V177H124V175H123V172L122 171H119L118 170V168L117 167H111V166H109V165H101L102 166V168H101V170H97L96 168V170H97V172L96 171H93V167H95V166H93V167H91V165L94 163V162H96V163H98L97 161H93V163L92 164H89L90 166H88V167H84V166H81V167H79L78 169H79V173L77 174V176H76V173L75 172H73L72 171V168H71V171L69 170L70 169V167H66V165H62V162H59V164L58 165H55V163L53 164V165H46L44 162H43V160L41 159V157L40 156H38L40 159H41V161L43 162V164H45V165H39V162H40V160H39V158H37V157H35L36 155L34 154V148H36L37 147V144H36V142H37V140H35V138H33V139H29V140H26V138H25V141H24V146H26L24 149H20V148H18V149H15V147H13V146H10V144H9V141L10 140H14V138L15 139H17V140H20L19 138L20 137H22V136H26V134L28 133V132H26V130L24 129V131H25V133L26 134H23L24 132H22L23 131V129L22 130H18L19 131V133L20 132H22V134L20 133V134H18V135H14L13 133H14V131H12V129H13V127L14 126H11V125H13L12 123L9 125V126ZM47 125H49V124H47ZM53 124H51V126H52ZM60 125V126H61ZM71 125V126H72ZM115 125V124H114ZM225 125H230V124H228V122H227V124H225ZM225 125H224V127H225ZM241 125H243V124H241ZM250 125H254V124H252V123H250ZM42 126H45V125H43L42 124ZM54 126V125H53ZM60 126H59V128H60ZM118 126H120V125H118ZM231 126V125H230ZM238 126V125H237ZM249 125H247V127H248ZM46 127V126H45ZM74 127H72V128H70L69 130H71V132H72V134L73 135H75L76 137L74 138V140L77 138L78 139V137H77V134L79 133V131H74L76 128H74ZM115 127V126H114ZM223 127V128H224ZM233 127V126H232ZM234 127L237 129V127H236V125H234ZM234 127H233V129H234ZM245 128V125H243L242 126V128ZM32 128H33V126H32ZM49 128H50V125H49ZM49 128H48V130H49ZM53 128V127H52ZM58 128V129H59ZM62 128L63 127H61V129L60 130H62ZM65 128H67V130L66 131H69L68 130V127H65ZM65 128H64V130H65ZM119 128V127H118ZM122 128V127H121ZM120 128V129H121ZM144 127H142V129H143ZM218 128H220V127H218ZM231 128V127H230ZM243 128V129H244ZM249 128V127H248ZM248 128H246V129H248ZM46 130H47V127L45 128ZM112 129V128H111ZM117 129V128H116ZM123 129V128H122ZM121 129V130H122ZM225 129H226V127H225ZM224 129V130H225ZM256 129V128H255ZM29 130V129H28ZM41 130V129H40ZM53 130V129H52ZM55 130H57V129H55ZM105 130H107V128L105 129ZM118 130V129H117ZM124 130H126V129H124ZM203 130H204V134L206 133V134H210V133H212V131H207V129L205 128H203ZM206 130V131H205ZM221 130V129H220ZM230 130H232V129H230ZM16 131V130H15ZM17 131V132H18ZM36 131V130H35ZM35 131H34V133H35ZM54 131V130H53ZM66 131H65V133H66ZM113 131H115V130H113ZM233 131H235V130H233ZM237 131H239V126H238V129L235 131V132H237ZM251 131H253V130H251ZM38 132V131H37ZM49 132V134H50V132H52L51 130H49L48 131ZM47 132V133H48ZM90 132V131H89ZM94 132V131H93ZM119 132H120V130H119ZM118 132V133H119ZM156 132V131H155ZM169 132H171V130L169 131ZM208 132V133H207ZM250 132V131H249ZM16 133V132H15ZM63 133V132H62ZM81 133V132H80ZM201 133H202V131L200 132V134L199 133H197V135L199 134V135H201ZM264 133V132H263ZM262 133V134H263ZM13 134V135H12ZM33 134V133H32ZM37 134V133H36ZM39 134H41V136L44 134V130H43V134L41 133V131L39 132ZM46 134V133H45ZM52 134V133H51ZM58 136L61 134V131H60V133H59V131H58ZM57 134L55 135L54 134V136H57ZM95 134H97V133H95ZM99 134V133H98ZM106 134H107V132H106ZM117 134V133H116ZM47 135V134H46ZM65 135V134H64ZM89 135H90V133H89ZM114 135V134H113ZM117 135H119V134H117ZM122 135V134H121ZM134 135V134H133ZM132 135V136H133ZM140 135V134H139ZM196 135V134H195ZM28 136V135H27ZM57 136V137H58ZM63 136V135H62ZM81 136V135H80ZM96 136H98V135H96ZM96 136H95V138H96ZM151 136H153L154 137V133H152L151 134ZM205 136H207V135H205ZM210 136V135H209ZM239 136V135H238ZM4 137V138H3ZM32 137V136H31ZM34 137H36V136H34ZM37 137H39V136H37ZM36 137V138H37ZM47 137V136H46ZM48 137H52V136H48ZM57 137L56 138H54V140L56 141V139H57ZM60 138H61V135L59 136ZM64 137V136H63ZM123 137V136H122ZM197 137V136H196ZM200 137V136H199ZM199 137H197V139L199 138ZM201 137H202V135H201ZM212 137V136H211ZM243 136H241L240 138H242ZM254 137V136H253ZM252 137V138H253ZM40 138V137H39ZM39 138H37L38 140H40ZM50 138L49 139H42V140H44V142H48V140L50 141ZM59 138V139H60ZM98 138V137H97ZM110 138V137H109ZM125 138V137H124ZM136 138V137H135ZM137 138H138V136H137ZM195 138V137H194ZM204 138V137H203ZM245 137H243V139H244ZM62 139V138H61ZM100 139V138H99ZM202 139V138H201ZM214 139V138H213ZM231 139V138H230ZM236 139V138H235ZM242 139V140H243ZM263 139H264V137H263ZM64 140V139H63ZM112 140V139H111ZM118 140H119V138H118ZM131 140V139H130ZM78 141V140H77ZM101 141V140H100ZM108 141V140H107ZM122 141V140H121ZM121 141H119L120 143H122ZM196 141H198L199 142V140H196ZM219 141V140H218ZM221 141V140H220ZM219 141V142H220ZM233 141L234 142H236L237 140H234V137H233ZM248 141V140H247ZM38 142H40V145L41 144H43V143H41V140L40 141H38ZM37 142V143H38ZM51 142H53V140H52V138H51ZM57 142V141H56ZM59 142V141H58ZM62 142V141H61ZM64 142H65V140H64ZM104 142V141H103ZM119 142H118V146H120V144H119ZM127 142V141H126ZM137 142V141H136ZM152 142V141H151ZM221 142H223V140L221 141ZM220 142V143H221ZM231 142V141H230ZM229 142V143H230ZM234 142L233 143H230V144H234ZM238 142L239 141H237V143H236V146H237V144H238ZM244 142V140L242 141V143ZM245 142H246V139H245ZM68 143H70V145H72L74 142H73V140H71L70 142L68 141ZM106 143V142H105ZM113 143V142H112ZM115 143H117V142H115ZM114 143V145L115 146H117L116 144ZM184 143V142H183ZM182 142H181V146H182V144H183ZM195 143H197V142H195ZM241 142H239V144H240ZM252 143V142H251ZM255 143H257V142H255ZM255 143H253V144H255ZM16 144V141L14 142V144L13 145H15ZM18 144V143H17ZM16 144V145H17ZM44 144H46V143H44ZM44 144L43 145H41V147L44 149V147L47 149V146H44ZM51 144H53V143H51ZM55 144V143H54ZM57 144V143H56ZM59 144V143H58ZM62 144V143H61ZM77 144V143H76ZM76 144H75V146H76ZM101 144H102V142H101ZM180 144V143H179ZM191 144V143H190ZM189 144V145H190ZM201 144V143H200ZM199 144V145H200ZM247 145V143H243V144H241V146H239V147H242V145ZM261 144H264V143H261ZM15 145V146H16ZM47 145H50V143H48ZM78 145V144H77ZM105 145V144H104ZM109 145V144H108ZM113 145V146H114ZM126 145V144H125ZM143 145V144H142ZM177 145V144H176ZM186 146H188L187 145V142H186V144H185ZM195 144H193V146H194ZM197 145H198V143H197ZM202 145V144H201ZM250 145V144H249ZM257 145H259V144H256V146ZM18 146V145H17ZM44 146V147H43ZM51 146V145H50ZM74 146V147H75ZM117 146V147H118ZM138 146V145H137ZM136 146V147H137ZM231 146V145H230ZM233 146V148H235L234 147V145H232ZM232 146H231V149H232ZM251 146H252V144H251ZM248 147V148H255L254 150H253V153H251V156L250 157H252V170H250V171H252L251 172V174H252V176H254V177H256V178H258V180H259V182H260V184L261 183H264V165H262V161H263V159H264V153L262 152L263 150H261V148L258 146V147H256V146H252V147ZM20 147V146H19ZM38 147H39V145H38ZM40 147V148H41ZM56 147V146H55ZM57 147H58V145H57ZM80 147V146H79ZM82 147V146H81ZM99 147V146H98ZM102 147V146H101ZM107 147V146H106ZM122 147H125V146H123V144H122ZM135 147V146H134ZM135 147V148H136ZM140 148L142 147L141 145L139 146ZM183 147V146H182ZM188 147H190V146H188ZM188 147H187V149H188ZM203 147H205V145L203 146ZM218 147H219V145H218ZM217 147V148H218ZM244 147V146H243ZM263 147H264V145H263ZM40 148H39V150H40ZM41 148V149H42ZM62 148V147H61ZM68 148H69V146H68ZM84 148V147H83ZM91 148V147H90ZM97 148V147H96ZM110 148V147H109ZM138 148V147H137ZM137 148L135 149V150H137ZM191 148H192V145H191ZM191 148H189L188 149V151L190 150H192ZM195 148H196V146H195ZM199 148H200V146H199ZM55 149V148H54ZM92 149V148H91ZM118 149H119V147H118ZM123 149V148H122ZM121 149V150H122ZM147 151L149 152V148L147 147ZM187 149H185V150H187ZM198 149V148H197ZM236 149H238V147L236 148ZM241 148H239L238 150H240ZM246 149V148H245ZM56 150V149H55ZM54 150V151H55ZM81 150V149H80ZM94 150V149H93ZM96 150V149H95ZM95 150L93 151V152H95ZM115 150V149H114ZM125 150V149H124ZM143 150H144V148H143ZM195 150V149H194ZM194 150H192V151H194ZM200 150H202V149H200ZM210 150V149H209ZM227 150H229V148L227 149ZM242 150V149H241ZM240 150V151H241ZM261 150V151H260ZM36 151H38V150H36ZM35 151V153H37ZM50 151V150H49ZM59 151V150H58ZM82 151H83V149H82ZM85 151V150H84ZM90 151V150H89ZM109 151V150H108ZM111 151V150H110ZM118 151V150H117ZM147 151H146V153H147ZM179 151H181L182 152V150H177L176 149V153L177 152H179ZM189 151V152H190ZM192 151H191V153H192ZM211 151V150H210ZM233 151V150H232ZM235 151H237V150H235ZM234 151V152H235ZM249 151H251V150H249ZM41 152V151H40ZM39 151H38V153H40ZM44 152V151H43ZM51 152V151H50ZM70 151L69 150H61V151H59V154L60 155H62V154H65V153H69ZM90 152H92V150L90 151ZM97 152V151H96ZM102 152H103V150H102ZM113 152V151H112ZM111 152V153H112ZM115 152V151H114ZM143 152V151H142ZM144 152H145V150H144ZM151 152V151H150ZM153 152V151H152ZM171 152V151H170ZM188 152V153H189ZM196 152V151H195ZM214 151L212 150V153H213ZM224 152H225V150H224ZM223 152V153H224ZM233 152V154H236V153H234ZM245 152V151H244ZM243 152V153H244ZM57 153V152H56ZM100 153V152H99ZM172 153V152H171ZM191 153H189V155L191 154ZM216 153V152H215ZM227 153H229V152H227ZM239 154H241L240 152H238ZM237 153V154H238ZM245 153H247V152H245ZM244 153V154H245ZM92 154V153H91ZM101 154V153H100ZM107 154V153H106ZM117 154V153H116ZM153 154V153H152ZM181 154V153H180ZM185 153H183L181 156H183ZM193 154H198V153H193ZM192 154V155H193ZM217 154V153H216ZM226 154V153H225ZM225 154H223V156L225 155ZM232 154V153H231ZM238 154V155H239ZM32 155H35L34 157L32 156ZM51 155V154H50ZM50 155H48V156H50ZM102 155V154H101ZM128 155V154H127ZM148 155V154H147ZM147 155H146V157H147ZM159 155V154H158ZM158 155H156L155 154V157H160V156H158ZM175 155H177V154H175ZM201 155V154H200ZM203 155V154H202ZM202 155H201V157H202ZM204 155H208V154H204ZM212 155V154H211ZM214 155V154H213ZM228 156H229V154H227ZM247 155V154H246ZM55 156H57L56 154H55ZM81 156V155H80ZM83 156V155H82ZM87 156H88V153H87ZM97 156H98V154H97ZM143 156V155H142ZM149 157H147L148 158V162H149V159H150V162H149V164H151V166H155V167H150V171H148L149 173L151 172V170H153V169H155V168H157V169H160L159 171V173H158V176H159V178L160 179H165V178H168L169 179V182L166 180H164L163 181V183H160L159 182V188L158 189H160V191H161V188H163V190L164 191H166V192H168V191H170V192H174V193H176L177 192V184L175 183V181L177 180H174L175 178H174V173H172L173 175L172 176H170L169 177V174H171V172L170 171H173L174 169L172 168V165H174V163L172 164V165H168L166 162V164L167 165H161V163L158 161V160H160V159H158V160H156V158H154L156 161H158V163H160L158 166H156L157 165V163H156V161H153V162H155L156 163V165H155V163H153V165H152V160H151V153H150V155H148ZM153 157H154V155H152ZM191 156V155H190ZM198 156H199V154H198ZM209 156V155H208ZM220 156H222L221 154H220ZM220 156L218 155L217 157H219L220 158ZM249 156V155H248ZM248 156H247V158H248ZM42 157H43V155H42ZM51 157V156H50ZM111 157H112V155H111ZM123 157V156H122ZM166 157V156H165ZM165 157H164V159H162V160H165ZM176 157V156H175ZM183 157H185V155L183 156ZM187 157H189V156H187ZM192 157V156H191ZM194 157V156H193ZM211 157V156H210ZM214 157H216V156H214ZM233 157V156H232ZM235 157V156H234ZM237 157H240V155L239 156H237ZM64 158V157H63ZM115 158H117V157H115ZM125 158V157H124ZM129 158V157H128ZM179 158H181V157H179ZM197 158V157H196ZM208 158V157H207ZM224 158V157H223ZM44 159V158H43ZM45 159H47L46 157H45ZM62 159V158H61ZM106 159V158H105ZM114 159V158H113ZM126 159H127V156H126ZM153 159V158H152ZM173 159V158H172ZM174 159H178V158H174ZM186 160H188L189 158H185ZM206 159V158H205ZM205 159H204V161H205ZM209 159V158H208ZM208 159H206V161L208 160ZM225 159H227V157H225ZM63 160V159H62ZM61 160V161H62ZM81 160H82V158H81ZM95 160V159H94ZM97 160V159H96ZM102 160V159H101ZM100 160V161H101ZM117 160H118V158H117ZM116 159H115V161H117ZM135 160V159H134ZM139 160V159H138ZM161 160V161H162ZM169 160V159H168ZM171 160V159H170ZM181 160H183V158L181 159ZM218 160V159H217ZM222 160V159H221ZM229 160V159H228ZM231 160V159H230ZM229 160V161H230ZM238 160H240V159H238ZM247 160V159H246ZM46 161V160H45ZM185 161V160H184ZM198 161V159H196V162ZM203 161V162H204ZM205 161V162H206ZM242 161V160H241ZM250 160H248L247 162H249ZM55 162V161H54ZM56 162H57V160H56ZM57 162V163H58ZM102 162H103V160H102ZM127 162V161H126ZM144 162V165L146 164L145 163V161H143ZM168 162V161H167ZM176 162V161H175ZM203 162H200V164L201 163H203ZM224 162V161H223ZM223 162H221V163H223ZM238 163V161L236 160V158H235V161L233 160V163ZM95 163V164H96ZM164 163V162H163ZM164 163V164H165ZM177 163V162H176ZM183 163V162H182ZM213 163H215V162H213ZM213 163H208L207 164V162L205 163V164H207V165H198V164H195V165H192V166H186V174H189V175H192L191 177H189L190 178V180H192V178L193 177H198L199 175H200V173L203 171V170H206V171H208V172H210V176H212V179H215V177L214 176H221V174L223 173V164L222 165H214ZM230 163H231V161H230ZM241 163V162H240ZM245 163L246 162H244V164L242 165V166H244V167H247L246 165H245ZM75 164V163H74ZM103 164V163H102ZM142 164V163H141ZM224 164H226V162L224 163ZM227 164H228V162H227ZM226 164V165H227ZM76 165V164H75ZM77 165H78V163H77ZM76 165V166H77ZM147 165L148 164H146V168H147ZM183 165L184 164H181V166L183 167ZM234 165V164H233ZM233 165H232V167H233ZM238 165V164H237ZM240 165V164H239ZM250 165V164H249ZM79 166V165H78ZM109 166V167H108ZM140 166V165H139ZM176 166V165H175ZM179 166H180V164H179ZM225 166V165H224ZM230 165L228 164V166L227 167H229ZM133 167V166H132ZM174 167V166H173ZM177 167V166H176ZM185 167V166H184ZM240 167V166H239ZM238 167V168H239ZM243 167V168H244ZM251 167V166H250ZM69 168V169H68ZM136 168V167H135ZM135 168H133V169H135ZM141 168H142V166H141ZM178 168V167H177ZM230 168V167H229ZM237 168V169H238ZM241 168V167H240ZM68 169V172L65 174V173H62L63 171H65L66 172V170ZM100 169V168H99ZM125 169V168H124ZM132 169V168H131ZM132 169V170H133ZM138 168H136V170H137ZM143 169H144V167H143ZM165 169H168L169 170V172H168V174L167 175H165L164 173H163V170H165ZM173 169V170H172ZM231 170H232V168H230ZM247 169H249V168H247ZM251 169V168H250ZM149 170V169H148ZM227 170H229L228 168H227ZM234 170V169H233ZM239 170V169H238ZM245 170H246V168H245ZM70 171V172H69ZM175 172L177 171V170H174ZM240 171H242V170H240ZM142 172V171H141ZM155 172H156V170H155ZM155 172H154V174H155ZM158 172V171H157ZM157 172H156V174H157ZM236 172V171H235ZM237 172H239V171H237ZM243 172V171H242ZM247 172H249V171H247ZM246 172V173H247ZM134 173V172H133ZM138 173V172H137ZM145 173H147V172H145ZM144 173V174H145ZM151 173H153V171L151 172ZM150 173V174H151ZM203 173H206V172H203ZM203 173H201V175L203 174ZM228 173V172H227ZM241 173V172H240ZM250 173V172H249ZM140 174V173H139ZM178 175V173H175V175ZM179 174H181V173H179ZM226 174V173H225ZM244 174V173H243ZM152 175V174H151ZM207 175V174H206ZM229 175H231V174H229ZM228 175V176H229ZM233 175V174H232ZM234 175H237L236 173H234ZM240 175V174H239ZM247 175V174H246ZM127 176H129L130 177V175L128 174ZM137 176H139V175H137ZM143 177H146V175H142ZM141 176V177H142ZM153 176V175H152ZM155 176V175H154ZM153 176V177H154ZM157 176V177H158ZM219 176V177H220ZM223 176V175H222ZM226 176H227V174H226ZM134 177V176H133ZM148 177H150V175H148ZM177 177V176H176ZM202 177H204L203 175H202ZM214 177V178H213ZM232 177V176H231ZM231 177L229 178V180L231 179ZM233 177H235V176H233ZM232 177V178H233ZM239 177H241V175L239 176ZM238 177V178H239ZM245 177V176H244ZM247 177H249V174H248V176ZM136 178V177H135ZM177 178H180V176H178ZM181 178H184V175L183 176H181ZM228 177H226V179H227ZM243 178V177H242ZM250 178V177H249ZM72 179H74V180H77L76 181V186L73 184V185H71V180ZM132 179H134V178H132ZM137 180H138V182H139V179H138V177L136 178ZM216 179H218V180H220L218 177L216 178ZM236 179V178H235ZM33 180V179H32ZM31 180V181H32ZM127 180V179H126ZM141 180H142V178H141ZM150 180V179H149ZM153 180V179H152ZM189 180V181H190ZM224 179L222 178V180H220L221 181V184L219 185V186H222V181H223ZM237 180V179H236ZM199 181H201V179L199 180ZM204 181V180H203ZM212 181V180H211ZM214 181V180H213ZM216 182H217V180H215ZM220 181H218V182H220ZM241 180L239 179V180H237L236 182H240ZM246 181V180H245ZM248 181H250V179L248 180ZM254 180H252V183L251 182H249V183H251V187H253V188H255V190L254 191H256V186L254 187V186H252V184H255L256 182H257V180H255L254 182H253ZM35 182V181H34ZM35 182V186L34 187H38V185H40V183L39 182H37L36 183ZM122 182H124V183H122ZM145 182H147V180L145 181ZM149 182H151V181H149ZM149 182H147V185L149 186ZM152 182H154V181H152ZM193 182V181H192ZM205 182V181H204ZM217 182V183H218ZM229 182V181H228ZM230 182H232V180L230 181ZM235 182V181H234ZM233 182V183H234ZM236 182L234 183L235 185L234 186H236ZM129 184H130V180H129V182H128ZM196 183H198V182H196ZM213 184H214V182H212ZM211 183V184H212ZM217 183L215 184V185H217ZM248 183V182H247ZM135 184V183H134ZM137 184V183H136ZM143 184V183H142ZM145 184V183H144ZM191 184V183H190ZM204 184V183H203ZM210 184V183H209ZM208 184V185H209ZM225 184H226V181H225ZM232 184V183H231ZM257 184H259L258 182H257ZM62 185V186H61ZM147 185H146V188H147ZM197 185V184H196ZM199 185V184H198ZM198 185L196 186V187H198ZM217 185V186H218ZM227 185L228 184H226V186L225 187H227ZM246 185V184H245ZM150 186H152V185H150ZM155 186V185H154ZM156 186H157V184H156ZM210 186V185H209ZM233 186V185H232ZM232 186H229V187H232ZM233 186V187H234ZM247 186H248V184H247ZM246 186V187H247ZM260 186V185H259ZM140 187V186H139ZM138 187V188H139ZM143 187H144V185H143ZM161 187V188H160ZM245 187V186H244ZM244 187H242V188H244ZM45 188V187H44ZM63 188H64V190H63ZM137 188V189H138ZM150 188V187H149ZM205 188H207V187H205ZM216 188H218V187H216ZM235 188V187H234ZM233 188V189H234ZM248 188H250V187H248ZM261 188V187H260ZM37 189V188H36ZM148 189V188H147ZM197 189V188H196ZM208 189V188H207ZM224 189V188H223ZM226 189V188H225ZM229 189V188H228ZM251 189V188H250ZM250 189L248 190V191H250ZM264 189V188H263ZM39 190V189H38ZM130 190V192H131V189H129ZM136 190V188L133 190V191H135ZM150 190V189H149ZM168 190V191H167ZM182 190H183V188H182ZM211 190H215L214 188L213 189H211ZM217 190V189H216ZM260 189L258 188L257 189V191L258 192H260V191H263L264 192V190H260ZM45 191V190H44ZM64 191H65V193H64ZM223 191V190H222ZM221 191V192H222ZM137 192L138 191H136V194H137ZM142 192V194L143 193H145V192H143V191H141ZM150 192V191H149ZM162 192V191H161ZM207 191H205V193H206ZM224 192H226V191H224ZM234 192V191H233ZM232 192V193H233ZM243 192V191H242ZM252 193H253V191H251ZM258 192H254V193H258ZM46 193H48V192H46ZM139 193H140V191H139ZM229 193V192H228ZM245 193V192H244ZM246 193H249V192H246ZM65 194V195H64ZM70 194H76L75 196H77V201H76V203L74 202V203H70V201L71 200H69V198H68V195H70ZM89 194V195H90ZM136 194H135V196H136ZM142 194L140 193V195L139 196H141V197H143L142 196ZM149 194V193H148ZM157 192H156V195L155 196H157ZM160 194V193H159ZM162 194V193H161ZM163 194L165 195V193L163 192ZM162 194V195H163ZM219 194V193H218ZM222 194H223V192H222ZM226 194V193H225ZM259 194V193H258ZM261 194V193H260ZM263 194V193H262ZM19 195H24V198L26 199V204H25V202H23V198L21 199L20 197H19ZM40 195V196H39ZM39 197H41V195L42 194H40L39 193ZM129 195V196H128ZM133 195V194H132ZM131 195V198L133 197ZM144 195V194H143ZM194 195V194H193ZM204 195H206V194H204ZM228 195V194H227ZM230 195V194H229ZM253 195V194H252ZM255 195V194H254ZM253 195V196H254ZM264 195V194H263ZM44 196V195H43ZM46 196H48V195H46ZM79 196H82L81 198L79 197ZM96 196V195H95ZM152 196V197H151ZM195 196H196V198H197V195L195 194ZM203 196V195H202ZM220 196V195H219ZM244 196V195H243ZM94 197V196H93ZM140 197V198H141ZM159 197V196H158ZM158 197H156V198H158ZM167 197H169V196H167ZM190 197V196H189ZM228 197H230V196H228ZM245 197V196H244ZM243 197V198H244ZM250 197H252V196H250ZM249 197V198H250ZM257 197H259V196H257ZM257 197L255 198L256 200H258V199H260V198H258L257 199ZM263 197V196H262ZM261 197V198H262ZM46 198H48V197H46ZM97 198V197H96ZM96 198H95V200H96ZM145 198V197H144ZM164 198H165V196H164ZM195 198V197H194ZM193 198V199H194ZM196 198H195V200H196ZM234 198H236V199H234ZM233 199H234V201L235 200H237V198L239 199V197L237 196V197H234ZM241 198V197H240ZM253 197H252V199H254ZM45 198H43V200H44ZM133 199V198H132ZM159 199V198H158ZM158 199H157V201H158ZM168 199V198H167ZM191 199V200H190ZM190 203H192V198L190 197ZM226 199H227V196H226ZM233 199H231V200H233ZM251 199V198H250ZM33 200V199H32ZM139 200V199H138ZM240 200V199H239ZM244 200V199H243ZM246 200V199H245ZM152 201V202H153ZM160 201H161V198H160ZM169 201V200H168ZM249 201V200H248ZM48 202H49V200H48ZM141 202H142V200H141ZM197 202V201H196ZM201 202L202 201H200V203H195L194 201H193V203L195 204V205H201ZM207 202V201H206ZM231 202V201H230ZM236 202H238V200L236 201ZM247 202V201H246ZM245 202V203H246ZM256 202V201H255ZM261 202V201H260ZM50 203V202H49ZM151 203V202H150ZM232 203V202H231ZM238 203H243L241 200H240V202H238ZM258 203V202H257ZM263 203L264 202H261V204L263 205ZM87 204V205H86ZM107 204V205H106ZM207 204V203H206ZM228 204V203H227ZM233 204V203H232ZM26 205V206H25ZM246 205V204H245ZM99 206V205H98ZM156 206L158 207V205L156 204ZM162 206H163V204H162ZM240 206H242V205H240ZM261 206V205H260ZM97 207V206H96ZM157 207H155V212H157V213H160V212H158V210H157ZM207 207H209L208 205H207ZM215 206H213V208H214ZM232 207V206H231ZM238 207H239V205H238ZM248 209H249V207L248 206H246ZM250 207H251V205H250ZM39 208V207H38ZM221 208H222V205H221ZM220 208V209H221ZM243 208V207H242ZM263 208H264V206H263ZM99 209V208H98ZM171 209V208H170ZM205 210H207L206 208H204ZM224 209V208H223ZM253 209V208H252ZM11 210H19L18 212L16 211V213H18V214H16V216H15V219L13 218V216L15 215L14 213H15V211L12 213V212H9V211H11ZM39 210V209H38ZM56 210H55V212H56ZM62 210V211H63ZM90 210H92V211H90ZM195 210V209H194ZM225 210H226V208H225ZM224 210V211H225ZM237 210V209H236ZM247 209H245L244 208V210L243 211H245L246 213V215L248 216V212L246 211ZM262 211L260 212V214H263L264 215V209H261ZM36 211H37V208H36ZM58 211V212H59ZM96 211H97V209H96ZM108 211V210H107ZM106 211V212H107ZM220 211V210H219ZM222 209H221V213H222ZM228 211L229 210H227V212L226 213H224L226 216H227V214H228ZM239 211V210H238ZM240 211H241V209H240ZM249 211H251V210H249ZM253 211V210H252ZM251 211V212H252ZM64 212H65V210H64ZM63 212V213H64ZM71 212V213H70ZM94 212H95V210H94ZM94 212H92V213H94ZM190 212H191V210H190ZM196 212V210L194 211V213ZM230 212V211H229ZM242 212V211H241ZM20 213H22V212H20ZM27 213V212H26ZM42 213V212H41ZM48 213H49V215H50V212L48 211ZM54 213V212H53ZM52 212H51V216H52V214H53ZM162 213H164V211L162 210ZM166 213V212H165ZM193 212H191V214H192ZM193 213V214H194ZM212 213V212H211ZM231 213V212H230ZM254 213V212H253ZM252 213V214H253ZM25 214V213H24ZM37 214H38V211H37ZM36 214V215H37ZM55 214V213H54ZM53 214V215H54ZM64 214H66V212L64 213ZM95 214V213H94ZM192 214V215H193ZM199 214H200V212H199ZM213 214V213H212ZM211 214V215H212ZM13 215V216H12ZM26 215V214H25ZM28 215V214H27ZM26 215V216H27ZM91 215H93V214H91ZM201 215H203V214H201ZM229 215V214H228ZM250 215V214H249ZM54 216H56V214L54 215ZM54 216L53 217H49V218H54ZM60 216H61V214H60ZM68 216V215H67ZM67 216H66V219H67ZM104 216H105V214H104ZM107 216V215H106ZM175 216V215H174ZM174 216H170V217H167L166 218V220H165V226L167 227V228H171L172 227V225L174 226V227H172V228H176L177 230H174V229H172V230H174L173 232H179V235L176 233V235H178V240H177V242H178V245L179 244H182V245H180V246H178L177 244H175V248L176 247H179V249H180V247L182 248V247H192L193 249H194V251H196L197 249H201V248H198L201 244H203V240H202V238H201V233H203L204 231V227H203V224L202 223H204V224H206L207 223V221L209 220V219H207V221H206V223L204 222V219H206V218H204L203 219V216L201 217V216H198V215H193V217L192 218H189V217H187V216H190V215H187L186 217H184L183 218V215H182V218L181 219H179V220H182V223L181 224H177V226H176V224H175V221H174V219H175V217ZM209 216H210V214H209ZM213 216H215V215H213ZM256 216H259V215H256ZM24 217V216H23ZM76 217V216H75ZM76 217V218H77ZM78 217V218H79ZM86 217V216H85ZM90 217V216H89ZM102 217V216H101ZM159 217H161V215L159 216ZM216 217V216H215ZM214 217V218H215ZM218 217V216H217ZM217 217L215 218V221L217 220ZM260 217V216H259ZM263 217V216H262ZM31 218H32V216H31ZM60 218V217H59ZM74 218V217H73ZM76 218H74V219H76ZM105 218V217H104ZM141 219V223L140 222H138V220H137V222H135V223H137V224H134V221L136 220V219ZM155 218V219H154ZM208 218V217H207ZM210 218V217H209ZM219 218V217H218ZM228 218V217H227ZM233 218V217H232ZM256 218V217H255ZM22 219H24V218H22ZM56 219H58L57 217L56 218H54V221L56 220ZM60 219H62V218H60ZM60 219H58V220H60ZM86 219V218H85ZM246 219V218H245ZM250 219H251V217L249 218V221H250ZM253 220H254V218H252ZM50 220V219H49ZM68 221L67 222H69V219H67ZM99 220V219H98ZM102 220V219H101ZM178 219H177V217H176V223L178 222L179 223V221H177ZM220 220V219H219ZM226 220V219H225ZM252 220V221H253ZM259 220H260V218H259ZM32 221H34L33 219H32ZM36 221V220H35ZM34 221V222H35ZM52 221V220H51ZM54 221H53V223H54ZM57 221V220H56ZM56 221H55V224H56ZM61 221V220H60ZM60 221H57V222H60ZM65 221V218L63 217V221H61L60 223L62 224L63 222ZM75 221V220H74ZM82 221H83V218H82ZM87 221V220H86ZM85 221V222H86ZM95 221V220H94ZM97 221V220H96ZM103 221V220H102ZM157 221H158V219H157ZM156 221V222H157ZM218 221V220H217ZM255 221V220H254ZM253 221V222H254ZM256 221H257V219H256ZM21 222V221H20ZM34 222H33V224H34ZM71 222V221H70ZM69 222V223H70ZM93 222V221H92ZM208 222H210V221H208ZM212 223L214 222V220L213 221H211ZM220 222V221H219ZM223 222V221H222ZM230 222H231V220H230ZM237 222V221H236ZM253 222H251V223H249L250 225L251 224H253ZM36 223H38L37 221H36ZM36 223H35V225H36ZM50 223H52V222H50ZM58 224L57 223V225H58V227H60L61 226V224ZM97 223V222H96ZM95 223V224H96ZM101 222H99V223H97L98 225L100 224ZM112 223V222H111ZM174 223V224H173ZM238 223V222H237ZM25 224V223H24ZM38 224H40V223H38ZM43 224H44V222H43ZM64 224V223H63ZM68 224V223H67ZM82 224H84V221H83V223ZM102 224V223H101ZM156 224V223H155ZM155 224H154V227H155ZM210 224V223H209ZM208 224V225H209ZM214 224H216V223H214ZM220 224H221V222H220ZM223 224V223H222ZM238 224H240V223H238ZM247 225H248V223H246ZM260 224V223H259ZM31 225V224H30ZM60 225V226H59ZM208 225H206V226H208ZM225 225V224H224ZM224 225H223V227L222 228H225L224 227ZM227 225V224H226ZM230 225V224H229ZM254 225V224H253ZM252 225V226H253ZM53 226V225H52ZM88 226H90V225H88ZM97 226V225H96ZM103 226V225H102ZM160 226H161V224H160ZM205 226V225H204ZM205 226V227H206ZM219 226V225H218ZM255 226H257V224L255 225ZM261 226V225H260ZM264 226V225H263ZM17 227V228H16ZM25 227V226H24ZM23 227V228H24ZM29 227V226H28ZM32 227H33V225H32ZM36 226H34L33 228H35ZM40 228H42L41 227V225L39 226ZM56 227V226H55ZM57 227V228H58ZM61 227H64V226H61ZM60 227V228H61ZM65 227H66V223H65ZM145 227H147L146 229H145ZM229 227V226H228ZM29 228H31V226L29 227ZM32 228V229H33ZM37 228H38V225H37ZM39 228V229H40ZM60 228H58V229H60ZM77 228V227H76ZM75 228V229H76ZM209 228H211L210 226H209ZM208 228V229H209ZM219 228H221V227H217V229H219ZM227 228V227H226ZM234 228H236V227H234ZM245 228H246V225H245ZM247 228H249V227H247ZM258 228V227H257ZM257 228H256V230H257ZM20 229V228H19ZM28 228H26V230H27ZM31 229V230H32ZM38 229V230H39ZM55 229V228H54ZM65 229V228H64ZM211 229H213V228H211ZM229 229H231V228H229ZM233 229V228H232ZM232 229L230 230L231 232H233L232 231ZM239 229V228H238ZM237 228H236V230H238ZM258 229H260V228H258ZM262 230H263V227L261 228ZM21 230V229H20ZM42 230H43V228H42ZM190 230H193V232H194V235H195V233L198 235V236H194V237H192V236H188L187 235V232L188 233H190L189 231ZM210 230V229H209ZM221 230V229H220ZM228 230V229H227ZM247 230V229H246ZM251 230H252V228H251ZM261 230V231H262ZM22 231V230H21ZM23 231H25V230H23ZM28 231V230H27ZM33 231H35V230H33ZM44 231V230H43ZM56 231V230H55ZM213 231H214V229H213ZM216 232H217V230H215ZM226 231V230H225ZM241 231V230H240ZM243 231V230H242ZM26 232V231H25ZM29 233L31 232L30 230L28 231ZM27 232V233H28ZM36 232V231H35ZM38 232V231H37ZM40 232V231H39ZM137 232V231H136ZM141 231H139L138 233L141 235V233H140ZM147 233L146 234H144V235H146V236H150V235H152V233L151 234H148V232L149 231H146ZM208 232V231H207ZM206 232V233H207ZM222 232V231H221ZM220 232V233H221ZM234 232H235V230H234ZM233 232V233H234ZM247 232V231H246ZM26 233V235L28 236L29 234H27ZM42 233V232H41ZM41 233H39L40 235H41ZM55 233H57L58 234V230H57V232H55ZM143 233H144V231H143ZM205 233V234H206ZM209 233V232H208ZM215 233V232H214ZM223 233V232H222ZM225 233H228V232H225ZM248 233V232H247ZM249 233H250V231H249ZM255 233V232H254ZM15 234V233H14ZM38 234V233H37ZM44 234V233H43ZM42 234V235H43ZM45 234H47L46 232H45ZM44 234V235H45ZM117 234V236L115 235V232L114 233H112V234H106V236L107 237H109V240H113L114 241V239L116 240V238L117 237H119V238H125L127 235H124L125 237H122L120 234H118V233H116ZM250 234H252V232L250 233ZM259 233L258 232H256V234L253 236V237H255V236H257ZM34 235H35V233H34ZM102 235V234H101ZM114 235V237L116 236V238H114V239H112L111 237ZM119 235V236H118ZM138 235V234H137ZM209 235V234H208ZM215 235V234H214ZM219 235V234H218ZM233 235V234H232ZM14 236V237H13ZM26 236V237H27ZM39 236V235H38ZM47 236V235H46ZM96 236H98V233H97V235ZM105 236V235H104ZM102 237V236H100L99 238H100V240H101V238L102 239H105V238H107V237ZM133 236V235H132ZM135 236V235H134ZM205 236V235H204ZM210 236V235H209ZM216 236V235H215ZM239 236V235H238ZM237 236V237H238ZM260 236H261V233H260ZM263 236H264V234H263ZM28 237H29V239H28ZM27 237V239H28V241L30 242V240H32V237L33 238H36V237H34V236H32L31 237V233H30V236H28ZM44 237V236H43ZM49 237V236H48ZM59 237H60V234H59ZM95 237V236H94ZM127 237H131V236H127ZM126 237V238H127ZM206 237V236H205ZM224 237V236H223ZM223 237H221L222 239H223ZM229 237V236H228ZM236 237V239H238ZM253 237H251V238H253ZM39 238H42V236H40V237H38V238H36V239H34L35 241L36 240H38ZM52 238V237H51ZM97 238V237H96ZM95 238V239H96ZM132 238V237H131ZM150 238H152V240L153 239H155V238H153V236L152 237H150ZM214 238V237H213ZM212 237L210 238V239H213ZM232 238V237H231ZM234 238H235V234H234ZM234 238H233V240H234ZM260 238V240H257V237H256V240H257V245L258 244H262L261 243V240H262V237H259ZM59 239H61V237L59 238ZM98 239V238H97ZM133 239H135V238H133ZM219 239V238H218ZM225 239V238H224ZM228 239V238H227ZM236 239H235V241H236ZM94 240V239H93ZM93 240L91 241V242H93ZM107 241H106V243L109 241L108 239H106ZM127 240H130V239H127ZM126 240V241H127ZM215 240V239H214ZM226 240V239H225ZM229 240H230V238H229ZM255 239L254 240H252V241H256ZM103 241H105V240H103ZM118 240H116V241H114L113 243H115V242H117ZM151 241V240H150ZM216 241H218V240H216ZM47 243L48 242H50V241H46ZM64 242V241H63ZM96 242H98L99 243V241H96ZM95 242V243H96ZM128 242L129 241H127V246H128ZM137 242V241H136ZM135 242V243H136ZM153 242V241H152ZM209 242V241H208ZM263 242H264V240H263ZM15 243V242H14ZM30 243H33V242H30ZM58 243V242H57ZM60 243V242H59ZM109 244H110V241L108 242ZM118 243V242H117ZM142 243V242H141ZM141 243L140 242H137L134 246L132 245V244H129V248L131 247H136V248H138V251L141 253ZM155 243V241L153 242V244ZM216 243V242H215ZM214 243V244H215ZM226 243V242H225ZM234 243V242H233ZM235 243H238V242H235ZM44 244H46V243H44ZM48 244H50V243H48ZM103 244H104V242H103ZM209 244H210V242H209ZM214 244H211V245H214ZM264 244V243H263ZM82 245V244H81ZM90 245H92V243L90 244ZM112 245V244H111ZM114 245V244H113ZM115 245L117 246V247H119L118 245H120V247L123 245V243H120V244H116L115 243ZM177 245V246H176ZM228 246H229V244H227ZM230 245H231V243H230ZM238 246H239V243L237 244ZM95 247L97 246L98 247V245L97 244H95L94 245ZM124 246H125V244H124ZM232 246V245H231ZM231 246L229 247V249H231ZM52 247H54V246H52ZM56 247V246H55ZM54 247V249H57V248H55ZM93 247V246H92ZM95 247H94V250H96L95 249ZM117 247L115 248V246H114V248L115 249H117ZM126 247V246H125ZM205 247V246H204ZM209 247H212V246H209ZM234 247V246H233ZM232 247V248H233ZM241 246H239L237 249H240V251L242 252V250H243V252H244V248L242 249V248H240ZM262 247H263V245H262ZM122 248H123V246H122ZM191 248V249H192ZM207 248V247H206ZM235 248V247H234ZM125 249H127V247L125 248ZM188 248H186V250H187ZM211 249V248H210ZM213 249H215V248H213ZM242 249V250H241ZM98 250V249H97ZM118 250H119V248H118ZM117 250V251H118ZM122 250H124V249H122ZM122 250H119L118 252L117 251H114L113 250V252L114 253H116L117 255H118V257H121V255H122V253L124 254L125 253V250H124V252H122L121 253V251ZM170 250H171V252H170ZM177 250H178V248H177ZM204 250V249H203ZM260 250H261V248H260ZM137 251V252H138ZM172 251H173V253H172ZM182 251H183V249H182ZM185 251V250H184ZM190 251V250H189ZM194 251H193V253H194ZM210 251H212V250H210ZM209 251V252H210ZM231 251V250H230ZM247 251V250H246ZM245 251V252H246ZM113 252H111V253H113ZM119 252H120V254H119ZM181 252V251H180ZM201 252H203V251H201ZM208 252V251H207ZM228 252V251H227ZM226 252V249L224 250V253H227ZM232 252V251H231ZM234 252H237V251H234ZM259 252H262V251H259ZM169 253H171V254H169V259H166V261L168 260H171L170 258H171V256H172V254H175V253H178V251L177 252H175L174 253V249H169ZM187 253V252H186ZM191 253V252H190ZM206 254V252H203V254ZM264 253V252H263ZM131 254V253H130ZM181 254V253H180ZM188 254V253H187ZM198 254H200V253H198ZM203 254L201 255V256H203ZM228 254V253H227ZM230 254V253H229ZM232 255H234V253H231ZM231 254L229 255L231 258H233L232 256H231ZM236 254V253H235ZM237 254H238V252H237ZM241 254H243V253H239V255L241 256ZM111 256H112V254H110ZM117 255H115L114 254V257H111V256H109L107 259V263H108V261H111V259L113 260L115 257H117ZM120 255V256H119ZM176 255H178V256H180L181 257V255H179V254H176ZM176 255H175V258H176ZM183 255H185V253L183 254ZM189 255V254H188ZM238 255V256H239ZM99 256V255H98ZM178 256H177V259H178ZM191 256V255H190ZM235 256V255H234ZM238 256H237V258H238ZM96 257L97 256H95V258H94V260L96 261ZM110 257H111V259H110ZM123 257V256H122ZM165 257V256H164ZM180 257H179V261H180ZM195 257H197V256H195ZM200 257V256H199ZM224 257H225V254H224ZM229 257V258H230ZM244 257V256H243ZM246 257V256H245ZM98 258V257H97ZM167 258V257H166ZM192 258V257H191ZM206 258V257H205ZM204 257H203V260L205 259ZM227 258H228V256H227ZM236 258V257H235ZM93 258H91V260H92ZM100 259V258H99ZM110 259V260H109ZM118 259V258H117ZM182 259V258H181ZM193 259V258H192ZM195 259H197V258H195ZM226 259V258H225ZM241 259V258H240ZM239 259V260H240ZM244 259V258H243ZM247 259V258H246ZM245 259V260H246ZM260 259H262V257H260ZM98 260V259H97ZM176 260V259H175ZM185 260H188L187 258L185 259ZM184 259H183V261H185ZM200 260H201V257H200ZM229 260V259H228ZM232 260V259H231ZM263 260V259H262ZM100 261H102V259L100 260ZM177 262H178V260H176ZM175 261V262H176ZM189 261V260H188ZM227 261V260H226ZM233 262H234V260H232ZM237 261H238V259H237ZM241 261V260H240ZM239 261V262H240ZM20 262V261H19ZM24 262V261H23ZM98 262V261H97ZM97 262L95 263V264H97ZM158 262H160V261H158ZM157 262V264H161V262L160 263H158ZM173 262V261H172ZM171 262V263H172ZM182 262V261H181ZM195 262V261H194ZM194 262H190V263H194ZM205 262V261H204ZM207 262V261H206ZM205 262V263H206ZM104 263H106V262H104ZM180 262H178V264H179ZM209 263V262H208ZM213 263V262H212ZM10 264H12V263H10ZM26 264H32L31 262H29V263H26ZM92 264H94V263H92ZM109 264V263H108ZM180 264H182V263H180ZM185 264V263H184ZM194 264H202V263H197V262H195ZM207 264V263H206ZM216 264H218V262L216 263ZM219 264H221V263H219ZM222 264H224V262H222ZM230 264H232L231 263V261H230ZM236 264H239V263H236ZM240 264H241V262H240ZM246 264V263H245ZM257 264V263H256ZM260 264V263H259ZM263 264H264V262H263Z\"/></svg>",
  "mask_w": 264,
  "mask_h": 264
}]
</instances>
